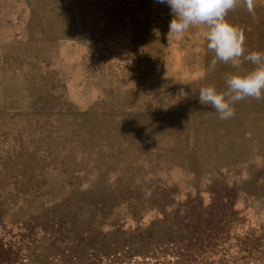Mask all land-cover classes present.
Returning a JSON list of instances; mask_svg holds the SVG:
<instances>
[{"label":"rangeland","instance_id":"rangeland-1","mask_svg":"<svg viewBox=\"0 0 264 264\" xmlns=\"http://www.w3.org/2000/svg\"><path fill=\"white\" fill-rule=\"evenodd\" d=\"M172 19L158 0H0V264H264V100L202 105L236 70ZM226 19L264 52V0Z\"/></svg>","mask_w":264,"mask_h":264},{"label":"clouds","instance_id":"clouds-1","mask_svg":"<svg viewBox=\"0 0 264 264\" xmlns=\"http://www.w3.org/2000/svg\"><path fill=\"white\" fill-rule=\"evenodd\" d=\"M170 7L173 19L169 24L168 37H183L192 27H202L207 49L214 53L210 68L217 63L230 65L236 71L225 74L227 90L217 91L214 85L199 89V102L210 105L221 120L235 116L233 107L245 98L264 100V52L252 51L245 55V36L226 16L237 5L246 7L254 14L256 0H158ZM245 62L253 67L242 70Z\"/></svg>","mask_w":264,"mask_h":264},{"label":"trees","instance_id":"trees-1","mask_svg":"<svg viewBox=\"0 0 264 264\" xmlns=\"http://www.w3.org/2000/svg\"><path fill=\"white\" fill-rule=\"evenodd\" d=\"M231 204V202H230ZM232 205V204H231ZM210 244V243H209ZM247 246L249 247V249H247L245 246L243 248L238 249V259H244V257H248V255L250 256V243L247 242ZM2 243H0V248L2 250ZM254 247L252 248L253 251ZM189 250V248H183V251L180 250H174L176 252V254H174L173 256L176 257L175 259V263L174 264H197L196 262H194L195 260H193L190 256H192L193 254H197V248H194L192 253L186 252ZM256 262V261H255Z\"/></svg>","mask_w":264,"mask_h":264}]
</instances>
